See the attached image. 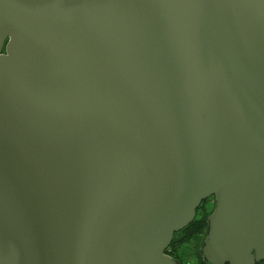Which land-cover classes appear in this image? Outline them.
Here are the masks:
<instances>
[{
  "label": "water",
  "instance_id": "95a60500",
  "mask_svg": "<svg viewBox=\"0 0 264 264\" xmlns=\"http://www.w3.org/2000/svg\"><path fill=\"white\" fill-rule=\"evenodd\" d=\"M264 262V0H0V264Z\"/></svg>",
  "mask_w": 264,
  "mask_h": 264
},
{
  "label": "trees",
  "instance_id": "16d2710c",
  "mask_svg": "<svg viewBox=\"0 0 264 264\" xmlns=\"http://www.w3.org/2000/svg\"><path fill=\"white\" fill-rule=\"evenodd\" d=\"M207 227L206 215L195 219L188 227L175 234L174 241L167 253L177 259L180 264H188L183 260L188 256L186 247L192 245L194 249H196L198 255V264H208L202 255V246ZM181 250L183 251L182 255H180Z\"/></svg>",
  "mask_w": 264,
  "mask_h": 264
},
{
  "label": "flooded vegetation",
  "instance_id": "af4514ba",
  "mask_svg": "<svg viewBox=\"0 0 264 264\" xmlns=\"http://www.w3.org/2000/svg\"><path fill=\"white\" fill-rule=\"evenodd\" d=\"M214 198H210L202 203V205L197 210V216L196 219L201 218L202 216H205L208 218V216L213 212L215 202ZM171 252V251H170ZM258 264H264V262H260Z\"/></svg>",
  "mask_w": 264,
  "mask_h": 264
},
{
  "label": "rangeland",
  "instance_id": "374dc122",
  "mask_svg": "<svg viewBox=\"0 0 264 264\" xmlns=\"http://www.w3.org/2000/svg\"><path fill=\"white\" fill-rule=\"evenodd\" d=\"M187 248V253H188V256L185 257L183 260L184 262L188 263V264H198V255H197V252H196V249H194V247L191 245V246H188L186 247ZM183 250V249H182ZM181 250L180 252V255L183 254V251Z\"/></svg>",
  "mask_w": 264,
  "mask_h": 264
}]
</instances>
